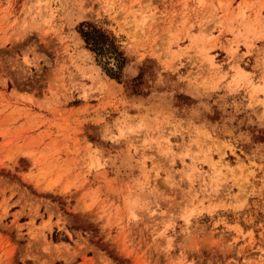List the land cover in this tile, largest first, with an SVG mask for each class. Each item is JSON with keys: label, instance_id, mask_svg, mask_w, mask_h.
Wrapping results in <instances>:
<instances>
[{"label": "rangeland", "instance_id": "rangeland-1", "mask_svg": "<svg viewBox=\"0 0 264 264\" xmlns=\"http://www.w3.org/2000/svg\"><path fill=\"white\" fill-rule=\"evenodd\" d=\"M0 264H264V0H0Z\"/></svg>", "mask_w": 264, "mask_h": 264}, {"label": "trees", "instance_id": "trees-1", "mask_svg": "<svg viewBox=\"0 0 264 264\" xmlns=\"http://www.w3.org/2000/svg\"><path fill=\"white\" fill-rule=\"evenodd\" d=\"M78 34L85 47L94 55L113 54L119 62L117 70L120 69L123 58L109 33L92 25L82 23L78 26ZM112 77L117 78L116 74L112 75Z\"/></svg>", "mask_w": 264, "mask_h": 264}]
</instances>
